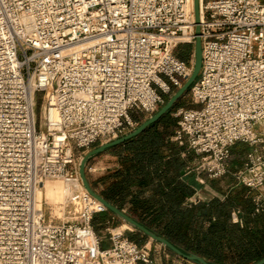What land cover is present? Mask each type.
Listing matches in <instances>:
<instances>
[{"label": "built area", "instance_id": "obj_1", "mask_svg": "<svg viewBox=\"0 0 264 264\" xmlns=\"http://www.w3.org/2000/svg\"><path fill=\"white\" fill-rule=\"evenodd\" d=\"M200 15L198 107L173 110L172 142L194 155L190 173L261 191L264 0H200ZM195 39L193 0H0V264H157L122 236L102 248L93 220L107 210L86 192L68 191L77 218L60 223L36 192L79 183L77 152L133 131L134 113L152 117L191 76L194 55L188 65L177 50ZM238 144L248 151L233 172ZM254 203L261 213L264 197Z\"/></svg>", "mask_w": 264, "mask_h": 264}, {"label": "trees", "instance_id": "obj_2", "mask_svg": "<svg viewBox=\"0 0 264 264\" xmlns=\"http://www.w3.org/2000/svg\"><path fill=\"white\" fill-rule=\"evenodd\" d=\"M182 47L188 48L187 53L181 51ZM193 55V45L177 50V57L188 65ZM184 98L175 108L184 107ZM132 118L144 122L135 114ZM175 129L171 111L141 136L117 147L120 169L99 180L106 185L100 195L182 251L211 264H256L264 259V210L255 213L254 196L232 176L229 177L234 188L223 199L188 205L195 194V183L182 180V173L194 155L182 158L185 150L172 142ZM236 147L233 172L241 167L248 151H238ZM146 191L153 196L141 199ZM234 213L241 223H233ZM93 226L97 232L95 223ZM171 256L175 257L172 253Z\"/></svg>", "mask_w": 264, "mask_h": 264}, {"label": "water", "instance_id": "obj_3", "mask_svg": "<svg viewBox=\"0 0 264 264\" xmlns=\"http://www.w3.org/2000/svg\"><path fill=\"white\" fill-rule=\"evenodd\" d=\"M193 11H194V20H195V43H194V65L191 76L188 80L183 84V86L168 99V101L150 118L140 124L135 130L130 133L107 143L101 144L88 153L82 158L79 166V176L82 183V186L85 192L99 202L107 212H110L115 217L123 221L126 225H128L134 231L142 234L143 236L149 238L155 243H158L173 255L178 257L179 259L190 263V264H211L200 256L194 255L192 253H186L173 245L164 237H161L154 232L150 231L148 228L140 224L134 218L127 215L125 212L119 210L117 207L109 203L105 198L99 195L97 192L93 190L91 184L87 177V167L89 162L106 152L115 149L124 145L125 143L141 136L145 133L151 126L155 125L159 121H161L168 113H170L177 104L185 97V95L191 90L192 86L198 79L201 69H202V42H201V15H200V0H193ZM184 174V173H183ZM256 264H264V259L257 262Z\"/></svg>", "mask_w": 264, "mask_h": 264}, {"label": "rangeland", "instance_id": "obj_4", "mask_svg": "<svg viewBox=\"0 0 264 264\" xmlns=\"http://www.w3.org/2000/svg\"><path fill=\"white\" fill-rule=\"evenodd\" d=\"M187 50H188L187 47L181 48V51L184 53H187ZM36 100H37L38 112H40L42 110L44 100H46V95L45 94L37 95ZM183 101H184L183 105L185 108L191 109V108H197L198 107L197 105L193 104V102L191 100V92L190 91L185 95V98ZM173 110H172V113H173ZM134 114L139 118H144V121H146L148 119V117H145L138 112L134 113ZM139 125L140 124H138L137 127ZM137 127H135V129ZM243 149L248 150V147L245 145H242V144H238L236 147V150H238V151L243 150ZM85 154L86 153H83V152H77V160H78L79 165H80L82 158L85 156ZM104 159H105L104 157L96 158L95 160L91 161L87 167L88 180H89L93 190L95 192H97L99 195L106 188V185L98 183L99 180H101L103 177H105L107 175V170L105 169V165H106L105 163L106 162ZM192 163L193 164L196 163L195 157L193 158ZM192 167L193 166H191V168ZM239 168L240 167H238L237 169H239ZM226 179L229 180V179H231V177H228ZM226 179L217 180L218 184L215 185V187L216 188L218 187L221 190L222 185L225 186V183L227 181ZM211 181L212 180H209L208 182H205V184H204V186L208 192H210V189L214 190V188L211 185H209V183L212 184ZM222 182H224V183L221 184ZM71 190H74L75 192H77L79 194L85 193V190L82 186L81 181L79 183H76L74 186H71V185L68 186L62 180H48V181L44 182V185L39 189V192L37 195V200H38L39 208L43 209L48 222L60 223V222H65V221H75L76 220L77 213L75 212V210L72 208L71 209L66 208L64 206L66 204V201L69 198V197H67L68 191H71ZM251 194L254 197L260 196V195L264 197V189H262L261 191H253V192H251ZM160 247L161 246L159 244H153V243L149 246L150 252L152 253L153 256L158 258L159 264H162V259H164V257H165L166 263H168V261L175 262V264L179 263L176 256L172 257L170 255L169 257H166V255L169 254L168 252H165V254H163V252L159 254L158 251H159Z\"/></svg>", "mask_w": 264, "mask_h": 264}, {"label": "crops", "instance_id": "obj_5", "mask_svg": "<svg viewBox=\"0 0 264 264\" xmlns=\"http://www.w3.org/2000/svg\"><path fill=\"white\" fill-rule=\"evenodd\" d=\"M137 124H142V122H136ZM116 149V148H115ZM115 149H112L105 154H102L100 156H97L93 158L91 161L95 160L96 158L104 157L105 159V169L107 170V174L112 173L114 171H117L120 169V163H119V158H118V153L115 151ZM182 158L186 160V156H183ZM90 161V162H91ZM89 162V163H90ZM194 166L192 162H187L186 167L184 170V174L182 173V180L184 181H193L195 184L192 186L195 194L192 198H199L201 200V203H210L214 199H223L230 191H232L233 187V182L232 179H229L226 181L225 186L222 185V189L220 190L218 187L216 188L215 185L218 184V181H211L209 185H211L214 190L210 189V192H208L204 186L205 182H208L209 179L205 175H197L195 172L190 173L188 169ZM222 182L221 184H223ZM206 192V193H205ZM137 192H135L133 195H136ZM153 196L151 191H146L144 192L140 198L141 199H150ZM93 223L97 226L98 230L97 233L99 237L101 238L102 241V248L107 249L110 248L112 243H111V237L112 235L115 236H122L124 239H127L135 244H137V241H141L139 245L140 247H146L149 250V246L153 244H158L150 240L149 238L143 236L142 234L134 231L131 229L128 225H126L123 221L115 217L113 214L110 212H105L102 214H98L94 217ZM134 239V240H133ZM161 246V245H160ZM150 252V250H149ZM159 254L163 252H168L169 254L166 255V257H169L171 255V252H169L167 249L164 247H160L159 249ZM152 258L155 260L157 264H159V260L157 257L153 256L152 253L150 252ZM178 260V264H184L185 261L179 259L176 257ZM162 264H175V262H170L166 263L165 257L162 259ZM190 264V263H187Z\"/></svg>", "mask_w": 264, "mask_h": 264}, {"label": "bare ground", "instance_id": "obj_6", "mask_svg": "<svg viewBox=\"0 0 264 264\" xmlns=\"http://www.w3.org/2000/svg\"><path fill=\"white\" fill-rule=\"evenodd\" d=\"M38 192H39V190L36 192V200H37V195H38ZM37 202H38V200H37Z\"/></svg>", "mask_w": 264, "mask_h": 264}]
</instances>
